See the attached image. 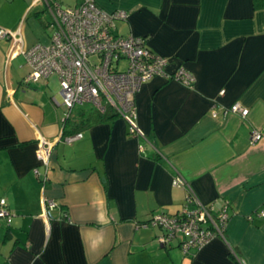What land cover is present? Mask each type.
<instances>
[{"label":"crops","instance_id":"obj_1","mask_svg":"<svg viewBox=\"0 0 264 264\" xmlns=\"http://www.w3.org/2000/svg\"><path fill=\"white\" fill-rule=\"evenodd\" d=\"M95 1L126 10V34L195 82H143L142 134L117 115L64 142L58 75L24 82L26 48L51 13L45 0H0V27L16 33L0 38V198L11 214L0 218V264H264V0ZM234 102L248 113L224 115ZM174 168L186 184H173ZM188 191L228 220L225 237L183 252L161 244L148 219L178 210Z\"/></svg>","mask_w":264,"mask_h":264},{"label":"built area","instance_id":"obj_2","mask_svg":"<svg viewBox=\"0 0 264 264\" xmlns=\"http://www.w3.org/2000/svg\"><path fill=\"white\" fill-rule=\"evenodd\" d=\"M45 2L51 13L48 21L52 30L50 41L36 42L26 48L25 55L31 68L24 82H37L55 72L65 106L64 120L73 115L77 105L89 102L100 111L110 108L128 123L130 133L142 134L137 122L135 94L143 82L164 75L188 86L194 84L195 74L184 66L169 72V58L150 48L145 36L121 34L116 30V22L127 17L126 10L109 11L95 0H80L73 6L56 0ZM15 35V31L0 27V38ZM228 112L244 116L248 108L234 102L222 107L224 115ZM217 114V110H212V116ZM82 136V130H77L64 133L61 139L72 142ZM261 137V132L253 130L250 140L256 142ZM44 155L42 151L37 154L40 159ZM172 182L178 186L186 184L176 168ZM44 204L52 208L55 201L45 197ZM261 215L264 216V210ZM10 216L6 199L0 198V218L9 219ZM227 220L225 207L215 208L203 203L188 191L178 210L173 213L154 211L148 223L162 229L157 235L161 244L176 242L186 252L200 248L215 237H225Z\"/></svg>","mask_w":264,"mask_h":264},{"label":"trees","instance_id":"obj_3","mask_svg":"<svg viewBox=\"0 0 264 264\" xmlns=\"http://www.w3.org/2000/svg\"><path fill=\"white\" fill-rule=\"evenodd\" d=\"M254 3L256 5V0H254ZM114 116H117V114L110 108L105 109L104 111H100L95 107L87 111L81 109L75 115L73 114L65 119L64 132L70 133L81 130L82 128L89 127L93 124L112 118Z\"/></svg>","mask_w":264,"mask_h":264},{"label":"rangeland","instance_id":"obj_4","mask_svg":"<svg viewBox=\"0 0 264 264\" xmlns=\"http://www.w3.org/2000/svg\"><path fill=\"white\" fill-rule=\"evenodd\" d=\"M59 2H61L63 5H69V6H73L75 3H76V0H58ZM40 24L39 22L37 23V25ZM126 25L124 24L123 21H117L116 22V30L121 33V34H126ZM39 30L38 33H40V41L41 42H48L49 41V35L51 33V29L50 28H43L40 25L37 26V28ZM50 80H51V84H54L56 85V82H57V77L56 75H51L50 77ZM93 105L89 102H85L84 104H81V105H77L74 109H73V114L75 115L78 111H80L81 109H84V110H90V109H93ZM61 110H63V108H61Z\"/></svg>","mask_w":264,"mask_h":264}]
</instances>
